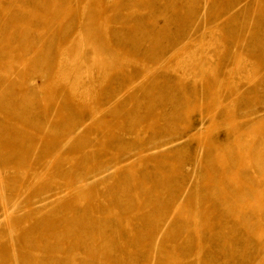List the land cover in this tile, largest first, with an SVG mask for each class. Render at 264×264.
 <instances>
[{
	"label": "rangeland",
	"instance_id": "obj_1",
	"mask_svg": "<svg viewBox=\"0 0 264 264\" xmlns=\"http://www.w3.org/2000/svg\"><path fill=\"white\" fill-rule=\"evenodd\" d=\"M0 184V264H264V0H0Z\"/></svg>",
	"mask_w": 264,
	"mask_h": 264
},
{
	"label": "bare ground",
	"instance_id": "obj_2",
	"mask_svg": "<svg viewBox=\"0 0 264 264\" xmlns=\"http://www.w3.org/2000/svg\"><path fill=\"white\" fill-rule=\"evenodd\" d=\"M205 9V8H204ZM133 88V87H132ZM121 97V96H120ZM115 102V101H114ZM79 131V130H78ZM75 133H76V130H75ZM78 133V132H77ZM76 133V134H77ZM130 134V133H129ZM76 136V135H75ZM150 155V154H149ZM146 156V155H145ZM140 157V156H139ZM201 158V157H200ZM122 166V165H121ZM103 171V170H102ZM99 172V171H98ZM100 173H102V172H100ZM105 173V172H104ZM99 175V174H98ZM102 175V174H101ZM95 176V175H94ZM93 176V177H94ZM92 177V178H93ZM91 178V180H94V178L92 179ZM103 177H101V178H98V180H100V179H102ZM82 180V179H81ZM80 182H84V181H79L78 183H80ZM87 184H88V182H87ZM86 184V185H87ZM1 185V184H0ZM82 185V184H81ZM0 193H1V191H0ZM1 195V194H0ZM185 196V195H184ZM2 197H3V195H2ZM1 200H2V198H1ZM3 200H4V198H3ZM2 203V202H1ZM16 208V207H15ZM15 208L14 209H12V210H9V211H5V214H4V218H3V221H6L9 217H12L13 215H14V213H15ZM95 229V228H94ZM164 230V229H163ZM11 232V231H10ZM161 237V236H160ZM162 238V237H161ZM161 238H159V239H161ZM10 239V238H9ZM157 241H158V239H157ZM156 242V241H155ZM199 243V242H198ZM11 244V243H10ZM157 244V243H156ZM154 245V244H153ZM199 244H197V246H198ZM158 246V245H157ZM202 246V245H201ZM198 247V250H197V256L198 255H200L204 250L202 249V247ZM220 248V247H219ZM12 249V248H11ZM12 251V250H11ZM13 254V253H12ZM13 256V255H12ZM12 258H14V257H12ZM12 260H15V259H12ZM17 263V262H16ZM151 264H152V262H151Z\"/></svg>",
	"mask_w": 264,
	"mask_h": 264
}]
</instances>
